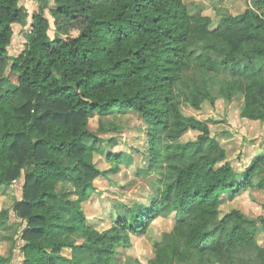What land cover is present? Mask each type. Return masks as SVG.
Wrapping results in <instances>:
<instances>
[{"label": "trees", "instance_id": "obj_1", "mask_svg": "<svg viewBox=\"0 0 264 264\" xmlns=\"http://www.w3.org/2000/svg\"><path fill=\"white\" fill-rule=\"evenodd\" d=\"M19 1L0 0V79L8 70L18 75V85L0 94V187L23 179L12 206L24 226L22 264H119L115 248L169 216L172 229L153 243L147 264H264V216L221 215L219 197L264 191V152L237 171L208 123L183 111L240 99V117L264 123V0L241 14L221 13L215 27L185 0H61L50 14L54 38L38 10L14 57L7 49L20 24ZM127 111L148 127L142 152L156 160L153 150L163 145L168 170L158 195L113 201L101 231L83 205L98 178L120 172V158L97 147L102 140L87 130L88 120ZM188 132L198 133L195 140L181 142ZM101 155L108 170L97 167ZM62 183L76 199L61 200L55 187ZM63 203L75 213L70 224ZM9 216L0 211V227ZM68 229L83 242L63 241ZM14 248L0 264H11ZM64 249L87 259L75 263Z\"/></svg>", "mask_w": 264, "mask_h": 264}, {"label": "rangeland", "instance_id": "obj_2", "mask_svg": "<svg viewBox=\"0 0 264 264\" xmlns=\"http://www.w3.org/2000/svg\"><path fill=\"white\" fill-rule=\"evenodd\" d=\"M61 0H20L21 6L20 24L12 26L13 36L8 47L10 56H18L25 43V34L31 29L32 14L42 11L49 22L48 38H54L53 19L51 10H54ZM198 6L203 15L212 21L215 27L220 20L221 13L231 15L241 14L251 6L253 0H185ZM0 79V94L7 90H13L18 85V75L8 70ZM242 101L240 99L227 103L218 100L213 106L205 104L201 110L196 111L183 106L186 115L193 116L199 121L208 123L210 135L213 136L227 151V161L237 171L243 170L244 166L255 154L264 152V123L251 122L240 117ZM101 128H103L101 130ZM87 130L96 132L102 140L98 148L104 154L110 153L120 158L117 175L98 178L95 182L96 193L89 202L83 205V210L92 224L99 230L109 228L108 216L113 201L130 202L143 200L148 194L158 195L160 182L168 170L163 165L165 152L163 145L153 150V157L146 156L148 142V127L142 117L132 111L124 113H110L99 116L93 114L88 120ZM0 126V135H1ZM197 132H188L180 139L181 142L195 140ZM167 139L165 136L162 141ZM90 144V141H85ZM158 150V151H157ZM98 169L108 170L109 165L104 156L95 158ZM23 179L11 186L0 187V211L9 210L10 216L4 226L0 227V255L7 256L13 244L14 257L11 264H22V253L19 250L23 245L21 230L24 227L22 221L15 215L12 206L15 200L21 198ZM57 194L64 202L76 199L74 188L69 184H58L55 187ZM220 197L221 215L231 209H239L244 215L255 218L264 216V191L243 190L232 199L230 193ZM64 221L70 224L75 218V213L67 203L61 205ZM173 219L160 217L156 219L144 236H130L129 246H119L114 249V256L119 259V264H147L153 257V243L158 241L165 233L170 232ZM61 239L79 245L83 242L80 236L73 234L72 230H66ZM259 243L264 245V237H258ZM63 255L75 263L86 261L87 256L81 254L74 256L72 250L64 249Z\"/></svg>", "mask_w": 264, "mask_h": 264}]
</instances>
